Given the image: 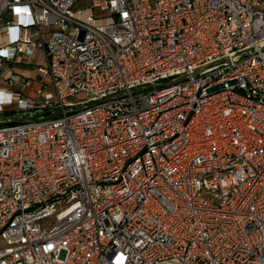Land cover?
<instances>
[{
  "label": "built area",
  "instance_id": "2783aa9c",
  "mask_svg": "<svg viewBox=\"0 0 264 264\" xmlns=\"http://www.w3.org/2000/svg\"><path fill=\"white\" fill-rule=\"evenodd\" d=\"M0 39V113H59L0 125V264H264V0H0Z\"/></svg>",
  "mask_w": 264,
  "mask_h": 264
},
{
  "label": "rangeland",
  "instance_id": "374dc122",
  "mask_svg": "<svg viewBox=\"0 0 264 264\" xmlns=\"http://www.w3.org/2000/svg\"><path fill=\"white\" fill-rule=\"evenodd\" d=\"M81 6H88V4H81ZM96 13H98V10H95ZM46 37V36H45ZM29 61V58H24L23 63L18 62V63H14L13 64V72L15 74H21L22 76L25 77H31L33 79L32 84L34 83V81H40V80H46L45 77H42V74L39 73L38 71V65L42 64L45 65L46 64V60L45 58L41 55L39 56V58H35V60H33L32 63L27 64V62ZM4 80V84L2 85L3 87H7L8 88V80L7 79H3ZM48 82V81H46ZM15 84L17 87L19 88H23V89H27L23 83L21 81H15ZM84 98L83 95H79L77 97L78 99ZM6 109L8 110H12L15 109V111H8V112H4V113H0V119H4V121H8V120H15V119H39L41 118V112L38 108L36 109H31V110H27V111H20L16 109V106L14 104L8 105L6 107ZM45 223V222H43Z\"/></svg>",
  "mask_w": 264,
  "mask_h": 264
},
{
  "label": "crops",
  "instance_id": "0c3cea01",
  "mask_svg": "<svg viewBox=\"0 0 264 264\" xmlns=\"http://www.w3.org/2000/svg\"><path fill=\"white\" fill-rule=\"evenodd\" d=\"M1 40V39H0ZM43 56L44 58H45V56H44V54L41 52V51H39L37 54H36V59L37 58H39V56ZM46 60V59H45ZM8 66H6V71H7V73H8ZM9 68H11V70L13 71V65L11 66V67H9ZM3 79H5V78H3ZM48 79H46L45 81H47ZM4 84V81L2 82V85ZM23 85L27 88V89H23V88H19V87H17L16 86V84H15V82H14V85H12L11 86V89L12 90H14V91H22V92H24V93H26V94H28V95H31V96H34L35 95V93H36V90L39 88V86H40V81H34V83L32 84V83H29L28 85H25L24 83H23ZM8 87H9V85H8Z\"/></svg>",
  "mask_w": 264,
  "mask_h": 264
},
{
  "label": "water",
  "instance_id": "95a60500",
  "mask_svg": "<svg viewBox=\"0 0 264 264\" xmlns=\"http://www.w3.org/2000/svg\"><path fill=\"white\" fill-rule=\"evenodd\" d=\"M182 78L183 77H181L178 80H181ZM176 82L177 81H173V83H176ZM167 84H171V82L170 83H164L162 85H167ZM148 86H152V85H148ZM57 115H59V113L56 111V112H53L50 115H48L47 118H53V117H56ZM24 120L25 119L22 118V119L8 120V121H0V125H2V124H8V123H19V122H22Z\"/></svg>",
  "mask_w": 264,
  "mask_h": 264
},
{
  "label": "trees",
  "instance_id": "16d2710c",
  "mask_svg": "<svg viewBox=\"0 0 264 264\" xmlns=\"http://www.w3.org/2000/svg\"><path fill=\"white\" fill-rule=\"evenodd\" d=\"M40 112H41V116H48L52 113L49 109H42L40 110Z\"/></svg>",
  "mask_w": 264,
  "mask_h": 264
}]
</instances>
